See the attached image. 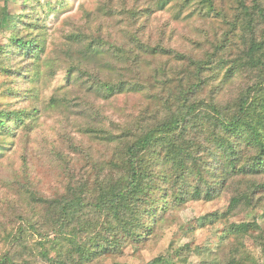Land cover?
Here are the masks:
<instances>
[{"label":"rangeland","instance_id":"rangeland-1","mask_svg":"<svg viewBox=\"0 0 264 264\" xmlns=\"http://www.w3.org/2000/svg\"><path fill=\"white\" fill-rule=\"evenodd\" d=\"M237 1L213 0L211 11L201 0H0V114L7 113L0 116V259L15 232L36 255L46 250L66 264L80 245L96 253L79 264H147L159 257L163 264H264V188L253 202L249 190L264 185V176L237 177L225 187L214 182L210 200L203 193L178 201L182 190L158 182L164 192L135 239L111 227L94 200L96 170L107 175L112 158L102 131L154 108L146 94L110 102L93 85L129 78L122 65L128 50L142 54L163 44L186 53L206 45L204 55L209 42L214 46L228 32ZM18 39L25 47L18 48ZM242 80L240 86L251 84ZM82 192L90 205L79 214L91 226L47 228L58 218L47 210L39 218L44 208L34 198L70 201ZM13 254L15 264L32 262L29 251Z\"/></svg>","mask_w":264,"mask_h":264},{"label":"trees","instance_id":"trees-1","mask_svg":"<svg viewBox=\"0 0 264 264\" xmlns=\"http://www.w3.org/2000/svg\"><path fill=\"white\" fill-rule=\"evenodd\" d=\"M201 3L214 10L213 0ZM236 3L228 32L214 46L209 42L210 50L204 55L200 51L206 45L186 53L163 44L142 47V54L138 48L128 50L122 65L130 77L121 75L118 83L99 81L93 85L110 102L120 95L146 94V103L154 108L133 120L123 117L119 124L111 122L110 128L102 131L106 136L101 141L111 147L112 158L107 175L103 177L105 173L98 169L93 181L98 212L104 213L111 227H121L132 239L140 238L135 233L142 226L141 219L159 204L156 194L160 196L164 190L157 187L158 182L182 190L178 201L200 199L203 193L210 200L216 193L214 182L225 187L237 177L264 176V0ZM17 41L18 48L25 47L21 39ZM232 51L235 53L230 54ZM144 66L151 67V75L143 73L147 70ZM246 78L251 84L240 86ZM235 86L240 87L232 97ZM0 126L5 129L3 117ZM210 177L219 180L209 185ZM263 188V184L250 185L252 202ZM84 197L82 192L70 201L34 198L33 202L44 208V213L38 214L40 219L46 210L58 217L47 228L77 223L82 229L90 225L79 214L90 205L83 203ZM37 225L29 227L37 232ZM7 241L9 253L0 264H15L12 253L17 249L31 253L32 262L25 264H66L62 257L53 259L46 250L36 255L27 238L15 232ZM85 247L73 246L77 256H70L73 264L96 253ZM163 263L167 261L159 257L147 264Z\"/></svg>","mask_w":264,"mask_h":264}]
</instances>
